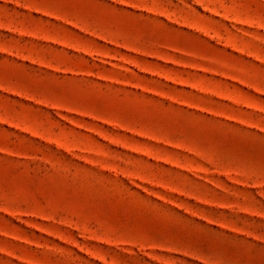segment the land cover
<instances>
[{"label": "rangeland", "instance_id": "374dc122", "mask_svg": "<svg viewBox=\"0 0 264 264\" xmlns=\"http://www.w3.org/2000/svg\"><path fill=\"white\" fill-rule=\"evenodd\" d=\"M0 264H264V0H0Z\"/></svg>", "mask_w": 264, "mask_h": 264}]
</instances>
